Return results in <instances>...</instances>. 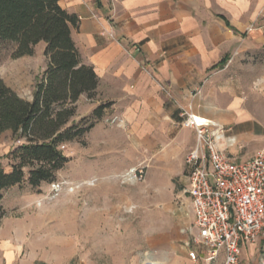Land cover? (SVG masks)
Instances as JSON below:
<instances>
[{
    "label": "rangeland",
    "instance_id": "374dc122",
    "mask_svg": "<svg viewBox=\"0 0 264 264\" xmlns=\"http://www.w3.org/2000/svg\"><path fill=\"white\" fill-rule=\"evenodd\" d=\"M259 1L249 0L252 4ZM261 15L254 26L264 25V3ZM44 47L40 42L33 55L5 56L0 61V78L24 99H32L46 68ZM141 66L146 73L155 72L145 63ZM254 68L253 80L249 83L246 75L241 93L246 112L252 116L249 136L244 143L240 141L243 145L237 156L225 150L238 160L264 149V60ZM148 78L156 81L155 75ZM132 96L133 109L107 107L93 129L60 147L68 162L56 174L54 183H63L59 189H53L52 182L32 189L24 181L4 193L0 260L5 255L15 261L29 255L27 250L40 237L37 229L44 228L46 235L51 229L59 234L54 239L62 238L63 229L71 230L68 238L75 250L71 264H158L172 249L186 250L193 218L183 192V158L195 143V132L182 125L183 119L173 123L161 117L152 102L143 108L147 102L140 94ZM110 97L102 81L92 99L79 98L72 120L90 116ZM117 114L121 119L115 118ZM222 127L233 139L232 145L239 142L235 130ZM21 142L10 130L0 135V163L6 170L10 161L5 155ZM3 245L15 247L6 254Z\"/></svg>",
    "mask_w": 264,
    "mask_h": 264
},
{
    "label": "crops",
    "instance_id": "0c3cea01",
    "mask_svg": "<svg viewBox=\"0 0 264 264\" xmlns=\"http://www.w3.org/2000/svg\"><path fill=\"white\" fill-rule=\"evenodd\" d=\"M263 3L59 0L63 9L78 17L77 28L71 29L72 38L81 61L91 65L98 76L96 91L102 81L106 83L112 108L131 110L132 94H140L147 102L143 108L152 102L161 117L174 123L182 121L180 106L191 104L193 114L235 130L239 142L228 151L234 157L249 136L247 125L252 124L241 93L246 75L251 83L254 67L264 60V25H253L262 18ZM141 63L155 71L151 74L156 81L148 78L151 74L143 71ZM115 118L121 119L119 114ZM245 156L249 155H242L243 159L250 158ZM44 229H37L40 237L27 250L29 255L17 261L5 255L0 264H71L75 256L68 238L71 230L63 229L61 235L66 237L54 239L59 234L51 229L46 235ZM263 246L264 234L255 242H243L239 264H261ZM12 247L3 245L6 254ZM158 264L195 263L188 259L186 250L172 249Z\"/></svg>",
    "mask_w": 264,
    "mask_h": 264
},
{
    "label": "trees",
    "instance_id": "16d2710c",
    "mask_svg": "<svg viewBox=\"0 0 264 264\" xmlns=\"http://www.w3.org/2000/svg\"><path fill=\"white\" fill-rule=\"evenodd\" d=\"M77 26L78 17L59 0H0V61L33 55L40 42L47 59L31 100L0 78V135L10 130L23 140L5 155L10 169L0 163V201L8 189L24 181L32 189L54 182L68 162L60 147L82 138L111 105L101 103L90 116L72 120L79 98L92 99L99 81L93 67L81 61L71 34Z\"/></svg>",
    "mask_w": 264,
    "mask_h": 264
},
{
    "label": "built area",
    "instance_id": "2783aa9c",
    "mask_svg": "<svg viewBox=\"0 0 264 264\" xmlns=\"http://www.w3.org/2000/svg\"><path fill=\"white\" fill-rule=\"evenodd\" d=\"M180 115L182 125L195 132L184 157L183 192L193 218L187 257L195 264H239L242 243L264 234V149L235 159L225 153L233 139L221 124L193 114L191 104L180 106ZM62 184L52 182V188Z\"/></svg>",
    "mask_w": 264,
    "mask_h": 264
}]
</instances>
